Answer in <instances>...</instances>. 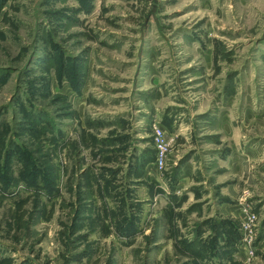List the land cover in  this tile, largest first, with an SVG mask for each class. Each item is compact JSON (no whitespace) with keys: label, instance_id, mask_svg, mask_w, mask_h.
I'll return each mask as SVG.
<instances>
[{"label":"rangeland","instance_id":"rangeland-1","mask_svg":"<svg viewBox=\"0 0 264 264\" xmlns=\"http://www.w3.org/2000/svg\"><path fill=\"white\" fill-rule=\"evenodd\" d=\"M31 257L264 264V0H0V264Z\"/></svg>","mask_w":264,"mask_h":264},{"label":"built area","instance_id":"built-area-1","mask_svg":"<svg viewBox=\"0 0 264 264\" xmlns=\"http://www.w3.org/2000/svg\"><path fill=\"white\" fill-rule=\"evenodd\" d=\"M155 160L152 165L148 167V173L152 175L154 172L163 173L167 170L169 153L171 148V140L167 137L166 131L163 129L161 125L155 127ZM244 213L246 218L242 223V226L246 233H251L253 231V227L257 221L256 213L252 212V210L248 207L244 208ZM251 244V239L248 236H244V243H242L241 248L247 251L249 250V246ZM250 251V250H249ZM248 251V254H253V251Z\"/></svg>","mask_w":264,"mask_h":264},{"label":"crops","instance_id":"crops-1","mask_svg":"<svg viewBox=\"0 0 264 264\" xmlns=\"http://www.w3.org/2000/svg\"><path fill=\"white\" fill-rule=\"evenodd\" d=\"M156 98L154 99V101H153V104H154V106H155V113H156V115H161L162 114V109H160V107H158L157 105H156V101L158 100V96L156 95L155 96ZM138 107H141V106H138ZM149 111H146V109L144 108V106L142 105V108L140 109V108H133V111L131 112L132 114H135V115H138L139 116V113H141L142 114V116H139L140 117V121L137 123V124H142V123H144L145 122V116L144 115H146L147 113H148ZM147 118V121H149L150 120V116H147L146 117ZM136 126V125H135ZM181 126L182 125H180L179 127H178V132L180 133V134H184L183 132H182V128H181ZM142 137H144V136H147V134L146 135H141ZM185 140H188L189 138H188V136H185ZM126 144H128V141L126 140ZM154 160H155V157H154V159L153 160H151V161H149L148 162V164H146L145 165V170L147 169L148 170V167L150 166V165H152L153 164V162H154ZM137 162H139V159L138 160H136ZM224 160H222V162H223ZM221 162V161H220ZM189 172V171H188ZM184 173L183 175H180V179H183V178H185L186 176H188V174L190 173ZM190 175V174H189ZM148 176V175H147ZM152 176H155V178L157 177L158 178V176H156V173H153V175ZM159 177H161L160 175H159ZM239 209H240V207H239ZM237 210V212L239 211L238 210V208L236 209Z\"/></svg>","mask_w":264,"mask_h":264},{"label":"water","instance_id":"water-1","mask_svg":"<svg viewBox=\"0 0 264 264\" xmlns=\"http://www.w3.org/2000/svg\"><path fill=\"white\" fill-rule=\"evenodd\" d=\"M31 258H32V257H31ZM32 260H33V261H35V262H36V264H39V263L37 262V260H36V259L32 258Z\"/></svg>","mask_w":264,"mask_h":264}]
</instances>
